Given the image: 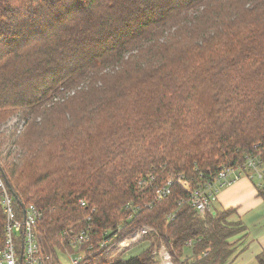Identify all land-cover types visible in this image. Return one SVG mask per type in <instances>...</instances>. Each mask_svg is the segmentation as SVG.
Listing matches in <instances>:
<instances>
[{
	"label": "trees",
	"instance_id": "16d2710c",
	"mask_svg": "<svg viewBox=\"0 0 264 264\" xmlns=\"http://www.w3.org/2000/svg\"><path fill=\"white\" fill-rule=\"evenodd\" d=\"M14 117L24 129L2 130ZM260 153L264 0H0V175L20 220L18 201L42 212L56 258L96 209L98 237L119 225V241L143 225L157 235L137 257L111 246L84 264H158L161 245L173 264H229L234 211L214 202L201 216L179 184L160 204L156 191ZM128 204L141 209L132 220Z\"/></svg>",
	"mask_w": 264,
	"mask_h": 264
},
{
	"label": "built area",
	"instance_id": "2783aa9c",
	"mask_svg": "<svg viewBox=\"0 0 264 264\" xmlns=\"http://www.w3.org/2000/svg\"><path fill=\"white\" fill-rule=\"evenodd\" d=\"M22 128L23 126L20 127V130ZM259 160L257 156L250 154L239 166L222 167L214 180L205 181V178L201 176L203 181L196 182L195 186L183 176H174L167 180L166 185L156 191L154 203H162L171 195L172 188L177 183L188 193L190 202L197 212L201 216H205L208 211L212 210L213 203L216 202L217 196L213 194V191L216 193V186L224 189L231 180L245 178L256 183V180L262 179L264 168ZM13 199L4 186V180L0 177V206L3 208L7 221L6 238L3 245L0 246V264H65L62 257L66 255L71 258V264H84L87 258L97 253L98 249H108L112 246L119 249L120 252H125L139 243L141 239L157 235L154 228L143 225L119 241L124 232V227L119 225L115 230L106 231L101 237H98L93 227V213L96 212V209H92L91 214L79 223L80 227L77 230L72 227L62 236L65 253L60 252L56 258L52 252L44 250L41 237L37 232L42 212L35 205L23 207L19 202L23 215V219L20 220ZM80 206L88 208L85 201H80ZM147 207L151 208L152 205H147ZM140 210L139 206L128 204L125 207L128 220L134 219ZM192 245L193 242L190 241L188 246ZM204 255H208V253L206 252ZM153 257L156 258L158 264H173L171 254L165 245L155 247Z\"/></svg>",
	"mask_w": 264,
	"mask_h": 264
},
{
	"label": "crops",
	"instance_id": "0c3cea01",
	"mask_svg": "<svg viewBox=\"0 0 264 264\" xmlns=\"http://www.w3.org/2000/svg\"><path fill=\"white\" fill-rule=\"evenodd\" d=\"M217 205L233 210L230 221L239 224L243 232L231 240L235 253L229 264H257L256 258L264 252V198L257 185L247 179L221 189L215 188Z\"/></svg>",
	"mask_w": 264,
	"mask_h": 264
},
{
	"label": "rangeland",
	"instance_id": "374dc122",
	"mask_svg": "<svg viewBox=\"0 0 264 264\" xmlns=\"http://www.w3.org/2000/svg\"><path fill=\"white\" fill-rule=\"evenodd\" d=\"M9 123V126H7V124ZM7 124L4 126V127H6V128H4L3 127V129L2 130H13V129H17V128H19L20 129V127L21 126H23V129H24V124H25V122L24 121H21L20 119H18V118H16V117H14V118H12L11 120H9L8 122H7ZM248 156H250V155H247V157ZM255 156H257L260 160V163H261V165L263 166V168H264V159L262 158V155H261V153L260 154H258V155H255ZM245 160H246V157H245ZM237 166H239V165H237ZM223 167H225V166H223ZM230 168H233V167H230ZM263 173H264V171H263ZM257 176V175H256ZM0 177L4 180V186L6 187V189L9 191V193H10V195L13 197V198H16L13 194H12V192H11V190L10 189H12V187H11V185H8V183L9 182H7L1 175H0ZM258 177V176H257ZM242 179H245V178H242ZM242 179H239V180H231L230 181V183L227 185V187H229V186H231L232 184H234L235 182H238V181H241ZM203 181V179L202 178H200L199 180H198V182H202ZM7 182V183H6ZM250 182H252V181H250ZM252 183H254V182H252ZM254 184H256L257 185V187H261L263 184H264V176L262 177V179H260V180H256V183H254ZM11 188H10V187ZM227 187H225V188H227ZM14 190V189H13ZM218 193V192H217ZM217 193H215V191H213V194L216 196L217 195ZM216 202H217V198H216V200H215ZM6 224H7V221H6ZM1 245H3V244H1ZM0 245V246H1ZM44 247V250L45 251H48L49 249L46 247V246H43ZM150 247V243L149 242H139V243H137L135 246H133L132 248H130L129 250H127V251H125V253H124V258L125 259H131V258H134V257H137V256H139V255H141L144 251H146L148 248ZM59 252H63V253H65V250H62V251H59ZM70 253L72 252L71 250L69 251ZM54 254V253H53ZM186 256H188V257H191V254L190 253H187V255ZM63 258V260H64V262H65V264H71V258L69 257V256H63L62 257Z\"/></svg>",
	"mask_w": 264,
	"mask_h": 264
},
{
	"label": "water",
	"instance_id": "95a60500",
	"mask_svg": "<svg viewBox=\"0 0 264 264\" xmlns=\"http://www.w3.org/2000/svg\"><path fill=\"white\" fill-rule=\"evenodd\" d=\"M8 185H10V184H8ZM10 187V186H9ZM11 188V187H10ZM11 190V192H12V194L14 193V190L13 189H10ZM15 197H16V195H15V193L13 194ZM17 198V197H16ZM18 202H20V201H18ZM20 204L24 207L25 205L24 204H22L21 202H20Z\"/></svg>",
	"mask_w": 264,
	"mask_h": 264
}]
</instances>
